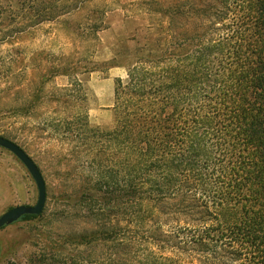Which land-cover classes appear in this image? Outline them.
I'll return each instance as SVG.
<instances>
[{
    "label": "trees",
    "instance_id": "trees-1",
    "mask_svg": "<svg viewBox=\"0 0 264 264\" xmlns=\"http://www.w3.org/2000/svg\"><path fill=\"white\" fill-rule=\"evenodd\" d=\"M148 5L151 40L92 67L127 69L112 126L91 123L88 89L63 72L55 128L87 147L89 227L62 243L89 248L76 264H264V0Z\"/></svg>",
    "mask_w": 264,
    "mask_h": 264
},
{
    "label": "rangeland",
    "instance_id": "rangeland-1",
    "mask_svg": "<svg viewBox=\"0 0 264 264\" xmlns=\"http://www.w3.org/2000/svg\"><path fill=\"white\" fill-rule=\"evenodd\" d=\"M148 2L0 0V134L29 153L47 187L43 214L0 228V264H56L62 245L65 264L77 263L73 253H89L87 247L62 243L63 235L89 227L86 204L78 202L88 172L87 147L73 141V131L55 128L66 108L60 88L69 76L63 72L88 89L91 123L112 126L114 80L126 79L127 69L115 66L106 73L102 66L92 67L112 59L123 44L133 49L136 39L141 45L151 40L148 29L155 20L145 13ZM131 14L135 20L126 17ZM37 200L38 187L27 167L0 146V215Z\"/></svg>",
    "mask_w": 264,
    "mask_h": 264
},
{
    "label": "water",
    "instance_id": "water-1",
    "mask_svg": "<svg viewBox=\"0 0 264 264\" xmlns=\"http://www.w3.org/2000/svg\"><path fill=\"white\" fill-rule=\"evenodd\" d=\"M0 146L16 155L27 167L38 187V200L34 205L20 204L11 207L0 215V228L18 221L23 215H40L46 206L47 187L43 173L29 153L14 140L0 134Z\"/></svg>",
    "mask_w": 264,
    "mask_h": 264
},
{
    "label": "crops",
    "instance_id": "crops-1",
    "mask_svg": "<svg viewBox=\"0 0 264 264\" xmlns=\"http://www.w3.org/2000/svg\"><path fill=\"white\" fill-rule=\"evenodd\" d=\"M114 83H115V80H114ZM114 99H115V97H114ZM114 106V105H113Z\"/></svg>",
    "mask_w": 264,
    "mask_h": 264
}]
</instances>
